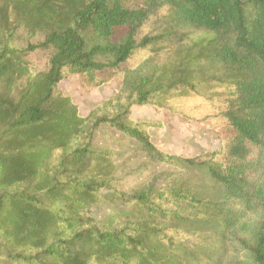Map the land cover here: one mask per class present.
<instances>
[{
    "label": "trees",
    "instance_id": "obj_1",
    "mask_svg": "<svg viewBox=\"0 0 264 264\" xmlns=\"http://www.w3.org/2000/svg\"><path fill=\"white\" fill-rule=\"evenodd\" d=\"M70 76L120 89L82 115ZM147 108L220 148L162 150ZM126 141L179 175L115 188ZM235 231L264 264V0H0V264H225Z\"/></svg>",
    "mask_w": 264,
    "mask_h": 264
},
{
    "label": "rangeland",
    "instance_id": "obj_2",
    "mask_svg": "<svg viewBox=\"0 0 264 264\" xmlns=\"http://www.w3.org/2000/svg\"><path fill=\"white\" fill-rule=\"evenodd\" d=\"M147 30L154 29V22L149 21L145 26ZM42 39V38H41ZM50 59V53L40 51L30 57L31 69L36 72L47 69V63ZM81 77L70 76L60 84V89L66 96H70L73 102L79 106L82 115L87 113L107 100L113 93L119 91L120 83L112 82L100 89L86 92L82 88ZM155 114L151 109H135L133 111V118L147 119L149 121H162V130H153L151 132L152 142L160 147L162 150L181 155L183 157H192L199 154L202 149L217 150L220 148V139L215 133L204 134L203 131L191 124L190 126L182 123L178 118L170 114ZM117 137L110 135L109 139L113 142ZM98 143L103 146L104 138L98 137ZM120 142L113 145L112 148L118 152L125 153L119 160V165H122L120 173L118 174V181L115 188L127 192L129 195H134L140 192L137 189V184L142 181L153 180L161 185L165 183V179L170 176L179 175L175 171H171L162 167H154L145 156L134 152L132 145L126 141L123 145ZM133 155H137L132 157ZM262 214L260 212L251 213L248 222L252 225L257 224L261 220ZM247 237L241 231H235L231 234L230 253L226 258L225 264H249V255L247 252L240 250V243L246 240Z\"/></svg>",
    "mask_w": 264,
    "mask_h": 264
}]
</instances>
